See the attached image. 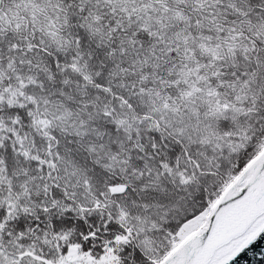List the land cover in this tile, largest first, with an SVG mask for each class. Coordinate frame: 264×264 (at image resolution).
<instances>
[{"label":"snow or ice","instance_id":"snow-or-ice-1","mask_svg":"<svg viewBox=\"0 0 264 264\" xmlns=\"http://www.w3.org/2000/svg\"><path fill=\"white\" fill-rule=\"evenodd\" d=\"M0 264H264V0H0Z\"/></svg>","mask_w":264,"mask_h":264},{"label":"water","instance_id":"water-1","mask_svg":"<svg viewBox=\"0 0 264 264\" xmlns=\"http://www.w3.org/2000/svg\"><path fill=\"white\" fill-rule=\"evenodd\" d=\"M259 247V246H258ZM257 259H258V257H257Z\"/></svg>","mask_w":264,"mask_h":264}]
</instances>
